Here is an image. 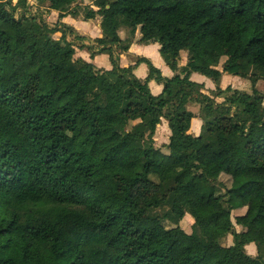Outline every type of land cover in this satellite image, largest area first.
I'll list each match as a JSON object with an SVG mask.
<instances>
[{"label":"trees","instance_id":"trees-1","mask_svg":"<svg viewBox=\"0 0 264 264\" xmlns=\"http://www.w3.org/2000/svg\"><path fill=\"white\" fill-rule=\"evenodd\" d=\"M79 1L38 0L37 11L48 7L63 20ZM94 6L85 18H101L104 38L78 48L109 55L112 71L76 59L72 31L35 16L28 0H0V264H264V0ZM121 28L159 43L175 72L187 51L185 77L163 78L147 61L145 81L121 68ZM192 73L218 87L227 73L252 92L219 87L212 98ZM152 79L164 86L160 96ZM187 97L204 114L199 137L186 128ZM163 120L169 154L155 141ZM241 209L253 212L237 218L245 220L237 232L232 213ZM187 214L197 235L180 226Z\"/></svg>","mask_w":264,"mask_h":264},{"label":"crops","instance_id":"crops-1","mask_svg":"<svg viewBox=\"0 0 264 264\" xmlns=\"http://www.w3.org/2000/svg\"><path fill=\"white\" fill-rule=\"evenodd\" d=\"M29 1V0H28ZM96 0H81L77 4H75L71 13L68 14L63 20L60 19V13L49 10L48 7H42L46 9L43 11L44 18L46 19L48 25L54 27L59 22L65 24L69 30L72 32L68 34V41L73 42L76 45V59H83L86 62L93 64L97 70L99 71H112L113 65L110 59V56L107 54H100L96 56H92V53L87 49H79V45H89L95 47V41L104 38V34L101 28V18L96 17L93 20H87L83 13L81 12L83 8L86 7L91 8V11L98 12L99 9L94 6ZM32 4H29L33 8L34 11L38 8V0H31ZM48 6V4H46ZM73 36V38H71ZM77 37H82L83 40L78 41ZM54 39L60 41L62 38L61 33H57L53 36ZM142 34L141 29L138 28L135 35L130 33V29L121 28L116 36L117 45L115 46V52L120 53L119 65L121 68L130 69L132 68V73L138 79L145 81L150 75L149 65L145 62H149L153 65V67L159 70L162 74L163 78L173 79L177 75L181 78H184L185 75L182 73V69H184L188 65L189 55L187 51L181 52V57L179 60L178 71H173L165 62L163 57L161 56V46L159 43H151V44H142L141 43ZM121 47H128L126 52H122ZM140 60H144L143 62H139ZM225 60L219 61V65H217V69L219 71H223V64ZM190 80L194 83L202 85V92L211 95L214 98V93L220 87L222 91H226L229 87L233 90H240L244 92L251 93L252 87L248 80L241 79L239 77H235L229 75L227 73H223L221 83L218 87L211 79L207 78L198 73H192L190 76ZM149 87L151 93L154 96H160L164 91V86L157 82L155 79H152L149 83ZM241 87L243 89H241ZM261 87V90L264 91V82H260L257 86L258 90ZM246 89V90H245ZM213 94V96H212ZM228 93H225L224 96H220L221 98L216 97V103H223L225 101ZM196 106V107H194ZM184 109L187 112H191L193 117L189 120V123L186 124V128L188 133L193 137H199L202 133V128L204 122L202 120V108L201 106L190 97H187ZM171 130L169 128V124L166 120H163L161 125L158 126L155 136L156 146L161 148L164 145H168L170 142ZM166 149V148H163ZM192 217L187 214L186 217ZM193 219V218H192ZM255 244H251L252 246Z\"/></svg>","mask_w":264,"mask_h":264},{"label":"rangeland","instance_id":"rangeland-1","mask_svg":"<svg viewBox=\"0 0 264 264\" xmlns=\"http://www.w3.org/2000/svg\"><path fill=\"white\" fill-rule=\"evenodd\" d=\"M14 1V4H16L17 3V1L18 0H13ZM30 1V4H32V2H31V0H29ZM80 9H82V13H83V15L86 17V15L88 14V12L90 11L89 9V7L87 8L86 7V9L84 10L83 8H80ZM88 9V10H87ZM37 10H38V8H37ZM33 11V14L35 15V16H37V15H39V16H41V15H45L44 13H43V11L44 10H46V9H43L42 11ZM57 25V24H56ZM69 34V33H68ZM71 38H73V36H71ZM220 61H222V60H220ZM219 63V62H218ZM220 64V63H219ZM219 64H217V65H219ZM221 65V64H220ZM241 89H243L242 87H241ZM246 90V89H245ZM259 90H260V92L261 93H264V91L263 90H261V87L259 88ZM203 93V92H202ZM204 95H207V94H205V93H203ZM209 96H211V95H209ZM212 96H213V94H212ZM218 98H221V97H219L218 96ZM194 107H196V106H194ZM202 116H204V114L202 113ZM155 136H156V134H155ZM157 148H159V147H157ZM161 149H162V152L164 153V154H169V152H168V150L167 149H163V147H161ZM228 184H229V177L228 176H223L222 177V179H221V185L223 186H228ZM227 188V187H226ZM222 192L223 193H225V189H223L222 190ZM166 211H167V209H159V210H157V211H155L154 212V214L155 215H157V216H160V217H163L164 216V214L166 213ZM250 212H253V210L251 209V211H248L247 209H241V210H237V211H234L233 213H232V220H233V223H234V225H235V227H236V230H237V232H242L245 228H244V224H245V220L242 218L241 220H238L237 218L238 217H243V216H245V214H247V213H250ZM164 223H165V226H167V227H169V228H171V227H173V225L170 223V222H167V221H164ZM180 226L187 232V233H189V234H194V235H197L198 234V231H197V229H196V227H195V221H194V219H192V217H186V218H184L182 221H181V223H180ZM223 245L225 246V247H229V246H232L233 245V238H232V236H229V237H227L225 240H223ZM246 250H247V253L250 255V256H252V257H256L257 255H258V250H257V247H256V245H252V246H247V248H246Z\"/></svg>","mask_w":264,"mask_h":264}]
</instances>
